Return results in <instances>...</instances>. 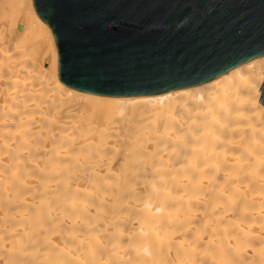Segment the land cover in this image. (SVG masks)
<instances>
[{
  "label": "bare ground",
  "instance_id": "1",
  "mask_svg": "<svg viewBox=\"0 0 264 264\" xmlns=\"http://www.w3.org/2000/svg\"><path fill=\"white\" fill-rule=\"evenodd\" d=\"M38 61L49 33L0 0V264H264V55L132 96Z\"/></svg>",
  "mask_w": 264,
  "mask_h": 264
},
{
  "label": "water",
  "instance_id": "2",
  "mask_svg": "<svg viewBox=\"0 0 264 264\" xmlns=\"http://www.w3.org/2000/svg\"><path fill=\"white\" fill-rule=\"evenodd\" d=\"M27 1L58 56L35 68L77 91L157 94L264 55V0Z\"/></svg>",
  "mask_w": 264,
  "mask_h": 264
},
{
  "label": "rangeland",
  "instance_id": "3",
  "mask_svg": "<svg viewBox=\"0 0 264 264\" xmlns=\"http://www.w3.org/2000/svg\"><path fill=\"white\" fill-rule=\"evenodd\" d=\"M47 65H50L49 62L46 63Z\"/></svg>",
  "mask_w": 264,
  "mask_h": 264
}]
</instances>
